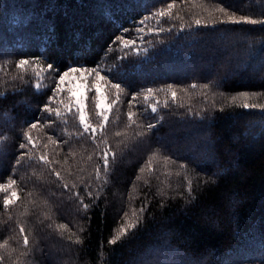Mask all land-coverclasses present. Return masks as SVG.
<instances>
[{
  "label": "trees",
  "instance_id": "obj_1",
  "mask_svg": "<svg viewBox=\"0 0 264 264\" xmlns=\"http://www.w3.org/2000/svg\"><path fill=\"white\" fill-rule=\"evenodd\" d=\"M243 19L264 0H0V264H264V23Z\"/></svg>",
  "mask_w": 264,
  "mask_h": 264
},
{
  "label": "snow or ice",
  "instance_id": "obj_2",
  "mask_svg": "<svg viewBox=\"0 0 264 264\" xmlns=\"http://www.w3.org/2000/svg\"><path fill=\"white\" fill-rule=\"evenodd\" d=\"M169 7H171V5H169ZM229 19H230V21L233 22V23H239V22H241V21H237V20H235V18H233V17H230ZM243 22H246V23H252V24H255V23H264V21L247 20V19H243ZM197 23H198V22H197ZM122 42L125 43V44L128 43L127 41H122ZM28 63H29L28 60H20V61H19V64L17 65V67L22 66V65H26V64H28ZM48 67H49V68H52L53 66H52L51 64H49ZM86 71H88V70H87V69H84V68H82V67H70V68L68 69V71L63 72V73L59 76V81H58V84H57V89H58V90H62V89H60V85L65 84V83L67 82V81H66V78L69 77L72 73H81V74L83 75ZM97 77H98L99 79H103V77H100L98 73H97ZM77 87H79V85H78ZM112 87H113V88H117V89H119V88H120V84H119V83L113 84ZM95 88H96L97 96H99L100 88H99L98 85H95ZM68 91L71 92V94H72L73 97H76V92H75L74 90L69 89ZM149 91H151V90H149ZM174 96H175V94L173 93V97H174ZM145 99H147V97H145ZM77 104H80V117H79L80 122H81V124H84V119H85V118H84V114H83V105L81 104V102H80L79 99H77ZM96 107H97V109H99V108H100V104L97 103ZM244 107L247 108V107H249V105L245 104ZM45 110L47 111V109H45ZM152 111L155 112L156 109L153 108ZM129 118H131V116H130ZM31 127H32V128H36L37 125H36V124H32ZM150 127H151V125H150ZM93 131H95V130L93 129ZM31 142H32V141H31V138L29 137V143H31ZM20 147L23 148L24 145L21 144ZM41 159L43 160L44 157H41ZM56 175L59 176V173H57ZM12 195H13V197H15V196H16V193H13ZM9 203H10V201H9L8 199H5V200H4V204H5L6 206H7ZM27 242H28V241L25 240V244H27Z\"/></svg>",
  "mask_w": 264,
  "mask_h": 264
},
{
  "label": "rangeland",
  "instance_id": "obj_3",
  "mask_svg": "<svg viewBox=\"0 0 264 264\" xmlns=\"http://www.w3.org/2000/svg\"><path fill=\"white\" fill-rule=\"evenodd\" d=\"M72 78L73 77H71V75H70L69 77H67V80L68 79H72ZM78 85H79V87H77ZM71 86H72V90H74L76 92V97L72 96L73 97V106L77 110L78 116L80 117V104H77V99H79L81 104L83 105V114H84V90H85L84 89V85H83L82 82H79L78 80L75 79L74 81L72 80ZM95 92H96V89H95ZM97 103L100 104V108L97 109L98 112L100 114H102L103 117H105L107 115V112H108V106L106 104V100H105V98H104V96L102 94L101 89H100L99 96H97L96 105H97ZM84 124H82V126H84Z\"/></svg>",
  "mask_w": 264,
  "mask_h": 264
}]
</instances>
